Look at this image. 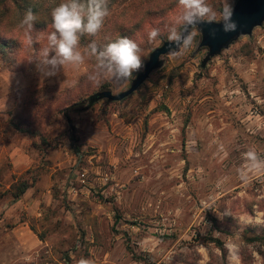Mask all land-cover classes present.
I'll return each instance as SVG.
<instances>
[{
  "label": "rangeland",
  "instance_id": "obj_1",
  "mask_svg": "<svg viewBox=\"0 0 264 264\" xmlns=\"http://www.w3.org/2000/svg\"><path fill=\"white\" fill-rule=\"evenodd\" d=\"M110 1L96 36L102 49L128 37L144 66L184 11L177 2L135 13ZM27 2L39 8L34 42L23 29L8 62L0 58V264H264L262 241L248 242L264 237V169L249 168L243 155L254 149L264 158V23L212 58L198 35L128 98L71 112L68 123L63 109L127 91L144 67L130 81L96 86L88 75L106 72L83 34L85 63L44 75L39 53L55 31L51 9L64 0ZM209 5L219 11L222 0ZM153 28L161 34L149 42ZM13 121L37 135L14 130ZM23 181L28 196L14 200L12 186ZM22 223L24 243L12 234Z\"/></svg>",
  "mask_w": 264,
  "mask_h": 264
},
{
  "label": "clouds",
  "instance_id": "obj_2",
  "mask_svg": "<svg viewBox=\"0 0 264 264\" xmlns=\"http://www.w3.org/2000/svg\"><path fill=\"white\" fill-rule=\"evenodd\" d=\"M234 3L235 0H222L218 11L206 0H178L179 6H182L184 11L168 27L167 40L176 47L169 48L167 55L178 57L192 48L196 43V37L203 33L198 27L199 24H220L225 33L236 31L237 23L233 20ZM109 15L108 0H64L53 7L51 26L55 31L47 35V46L39 53L38 61L43 74L55 76L60 68L69 65L78 67L84 64L85 55L78 50L81 35L97 36ZM35 21L36 15L29 8L19 24V27L28 34L29 45L34 42L31 32ZM176 25H182L184 32L177 31ZM160 34L159 29L153 28L148 33L149 42H154ZM210 35L215 38L216 30L210 31ZM142 52L140 46L128 37L113 40L103 51L93 42L89 45L88 54L96 58L97 67L104 69L106 76L102 78L98 73L93 72L88 75L89 80L99 86L104 79H110L117 84L134 79V73L144 67ZM50 53L54 55L50 56ZM243 155L249 162V168L264 169V158L259 157L254 149L246 151ZM242 179L247 177L242 175ZM77 264H94V262L81 257Z\"/></svg>",
  "mask_w": 264,
  "mask_h": 264
},
{
  "label": "trees",
  "instance_id": "obj_3",
  "mask_svg": "<svg viewBox=\"0 0 264 264\" xmlns=\"http://www.w3.org/2000/svg\"><path fill=\"white\" fill-rule=\"evenodd\" d=\"M178 0H111L110 5H115L116 10H119V8L123 5H126L124 7L127 8H133L134 12L136 13L137 10L141 9V11L149 12L151 9L158 10L164 7L171 8L174 5H176ZM208 4H212L215 2V0H206ZM31 8L34 14H37L39 12L38 7H32L27 0H0V58L6 62L9 59V56L17 50L19 44L18 39L19 36H21L20 31H23L22 28L19 29V33H15L12 30V23L14 21V18L18 17L20 20H22L25 12ZM136 10V11H135ZM121 15H118L117 18L114 20L115 25H118L119 29L122 28L121 21L119 20ZM18 19V21H19ZM52 22V18H51ZM39 23V22H37ZM44 23H40L39 26L44 27ZM38 26V25H37ZM24 32V31H23ZM24 34V33H22ZM26 34V33H25ZM28 36V34H27ZM33 33H31V37H33ZM83 35H81L82 37ZM28 38V37H27ZM93 42L96 43L99 50L103 51V43L99 38L96 36H92L90 40V44ZM35 45V44H34ZM108 91H102L98 93H94L92 95H89L85 99H82L80 101L74 102L72 105L66 107L61 111V115L63 118L66 119L68 123H71V119L69 117V114L71 112L81 113L86 112L95 107L98 103L105 100V98L101 97V94ZM12 127L14 130L20 132V133H27L31 136H35L33 131H27L24 129H21L18 124L11 122ZM40 140L45 141L44 137L40 136ZM1 141V139H0ZM46 142V141H45ZM1 143V142H0ZM30 188V183L27 181L20 182L18 185L12 186V197L17 200L20 199ZM250 243H253L254 241H262V244H264V237L256 236L255 238L248 239ZM213 242H216L218 246L221 248V243L218 239H214Z\"/></svg>",
  "mask_w": 264,
  "mask_h": 264
},
{
  "label": "water",
  "instance_id": "obj_4",
  "mask_svg": "<svg viewBox=\"0 0 264 264\" xmlns=\"http://www.w3.org/2000/svg\"><path fill=\"white\" fill-rule=\"evenodd\" d=\"M235 11L233 20L237 23V29L234 32L225 33L220 24H199L202 29L200 48L208 49V58L219 55L224 49H227L233 42L242 36H251L254 29L261 27L264 23V0H237L234 5ZM216 30V36L213 38L210 31ZM191 29L189 28V31ZM184 32V27L181 33ZM172 42H165L161 47L155 49L149 56V60L144 66V71L139 73L132 81L130 88L120 94L114 95L111 91L104 92L101 97L110 101H123L135 93L149 78V76L162 64V58L167 55L169 48H175Z\"/></svg>",
  "mask_w": 264,
  "mask_h": 264
},
{
  "label": "crops",
  "instance_id": "obj_5",
  "mask_svg": "<svg viewBox=\"0 0 264 264\" xmlns=\"http://www.w3.org/2000/svg\"><path fill=\"white\" fill-rule=\"evenodd\" d=\"M24 200L23 201H25V199L27 198V194L25 193L24 195ZM22 196V197H23ZM21 197V198H22ZM20 198V199H21ZM14 199V198H13ZM20 199H18V200H20ZM15 200V199H14ZM15 206H17V204H12V205H10V206H8L9 207V210H8V212H10V211H12V210H16V208L17 207H15ZM7 207V208H8ZM22 208H24V207H22ZM8 214V213H7ZM11 216H14V215H11ZM25 229H27V224H25V223H22V224H18V225H16L14 228H13V230H12V234H14L16 237H17V239H19L20 241H21V243H24V239H25V237H27L28 236V231L27 230H25Z\"/></svg>",
  "mask_w": 264,
  "mask_h": 264
}]
</instances>
